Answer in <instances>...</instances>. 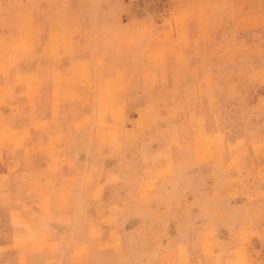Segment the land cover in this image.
I'll return each instance as SVG.
<instances>
[{
    "label": "rangeland",
    "instance_id": "rangeland-1",
    "mask_svg": "<svg viewBox=\"0 0 264 264\" xmlns=\"http://www.w3.org/2000/svg\"><path fill=\"white\" fill-rule=\"evenodd\" d=\"M0 264H264V0H0Z\"/></svg>",
    "mask_w": 264,
    "mask_h": 264
},
{
    "label": "crops",
    "instance_id": "crops-1",
    "mask_svg": "<svg viewBox=\"0 0 264 264\" xmlns=\"http://www.w3.org/2000/svg\"><path fill=\"white\" fill-rule=\"evenodd\" d=\"M205 96V95H204ZM205 99V101L207 102V104H208V101H209V98L207 97V96H205L204 97ZM146 104H143L142 105V108H144V106H145ZM148 105V104H147ZM194 105V104H193ZM192 105V106H193ZM255 105H257V104H251V105H249V103H245V107H247V110H255V108H256V106ZM259 105H260V103H258V107H259ZM197 108L198 107H196L195 109H194V113H195V115H196V117H198V118H201L200 116H202V114H200V113H198V111H197ZM203 113V112H202ZM225 116H226V114L224 115V113L223 112H220V117H221V120L222 121H224L225 120ZM233 123H236V122H233ZM231 204L230 205H233L232 203L233 202H230ZM230 205H228V207L230 206ZM231 207V206H230Z\"/></svg>",
    "mask_w": 264,
    "mask_h": 264
}]
</instances>
